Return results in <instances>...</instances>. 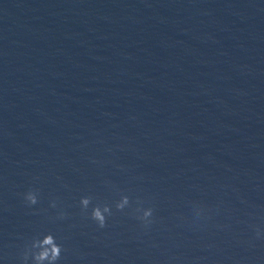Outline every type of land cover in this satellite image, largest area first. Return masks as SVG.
Returning <instances> with one entry per match:
<instances>
[{"label":"water","instance_id":"1","mask_svg":"<svg viewBox=\"0 0 264 264\" xmlns=\"http://www.w3.org/2000/svg\"><path fill=\"white\" fill-rule=\"evenodd\" d=\"M254 226L264 0H0V264H264Z\"/></svg>","mask_w":264,"mask_h":264},{"label":"clouds","instance_id":"2","mask_svg":"<svg viewBox=\"0 0 264 264\" xmlns=\"http://www.w3.org/2000/svg\"><path fill=\"white\" fill-rule=\"evenodd\" d=\"M27 201L30 204L35 205L38 203L37 196L34 193H29L26 197ZM81 204L84 209H88L91 204L90 198H83ZM130 205V200L128 197H123L121 201L116 204V208L119 211H123L126 207ZM143 211L142 216H137V219L143 222L145 227H148L155 221L153 220V209H137V212ZM194 217L196 221L202 220L204 218H210L209 214L211 209L208 206L197 203L194 207ZM112 215V209L109 205H104L101 207L97 205L92 209L91 218L96 221L100 228L107 226V216ZM256 231L257 238H264V232L261 231L259 226H254ZM40 251L38 254H33L31 259L34 261V264H44L47 261V264H57L61 259V253L63 251L62 246L58 245L56 239L52 235H48L41 244L38 245ZM25 260L29 258V253L25 255Z\"/></svg>","mask_w":264,"mask_h":264}]
</instances>
